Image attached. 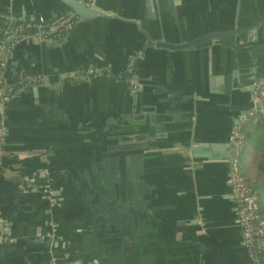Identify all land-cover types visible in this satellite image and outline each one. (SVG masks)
Segmentation results:
<instances>
[{"label":"crops","instance_id":"obj_1","mask_svg":"<svg viewBox=\"0 0 264 264\" xmlns=\"http://www.w3.org/2000/svg\"><path fill=\"white\" fill-rule=\"evenodd\" d=\"M95 5L111 16L74 20L61 43L12 42L0 264H253L230 136L264 84V0ZM66 12L60 0H0V34L10 19ZM143 32L191 46L152 47ZM250 132L257 164L264 135Z\"/></svg>","mask_w":264,"mask_h":264},{"label":"built area","instance_id":"obj_2","mask_svg":"<svg viewBox=\"0 0 264 264\" xmlns=\"http://www.w3.org/2000/svg\"><path fill=\"white\" fill-rule=\"evenodd\" d=\"M89 7L95 0H86ZM72 12H66L55 18L47 19L37 16L34 19H10L6 22L0 34V158L5 131L2 125L4 101L6 98L4 77L9 69L8 53L15 40L42 39L46 42L61 43L72 26ZM5 57L3 58V55ZM253 107L243 113L235 123L230 144L232 154L230 157V186L238 205V223L243 230L242 245L247 250L253 264H263L259 249L264 246V221L260 220V198L246 185L241 173L240 161L244 148V129L255 122L264 124V108H256V104L264 102V84L255 86L252 93Z\"/></svg>","mask_w":264,"mask_h":264},{"label":"trees","instance_id":"obj_3","mask_svg":"<svg viewBox=\"0 0 264 264\" xmlns=\"http://www.w3.org/2000/svg\"><path fill=\"white\" fill-rule=\"evenodd\" d=\"M70 11V10H69ZM74 21V20H73ZM72 21V22H73ZM4 81V87L7 82ZM7 88V87H6ZM1 120V118H0ZM256 127V131L264 135V124L262 122H255L248 125L243 132L244 148L241 154V173L245 179L247 187L256 193L260 198V220L264 221V155L257 164H250L248 160L249 149L257 145L258 139L256 135L251 133V129ZM261 260L264 264V246L259 249Z\"/></svg>","mask_w":264,"mask_h":264},{"label":"water","instance_id":"obj_4","mask_svg":"<svg viewBox=\"0 0 264 264\" xmlns=\"http://www.w3.org/2000/svg\"><path fill=\"white\" fill-rule=\"evenodd\" d=\"M60 1L66 5L67 9L70 10V12H72L71 20L80 19L82 21H90L98 17H108L109 15L111 16V13L105 12L102 8H100L99 6L95 4L89 7L87 5L86 0H60ZM143 33L146 35L147 39L149 40V44L152 47L165 48V49H170V50H178L182 47L186 48V47L191 46L190 44H186V46H176V45H171V44H167L163 42H152L149 35L146 34L145 32ZM4 57H5V54L3 55V58ZM259 83H261V80H256L254 82V86H253L254 88L252 89H255V86ZM256 108H264V102L260 104H256ZM230 148H232L231 145H230Z\"/></svg>","mask_w":264,"mask_h":264}]
</instances>
